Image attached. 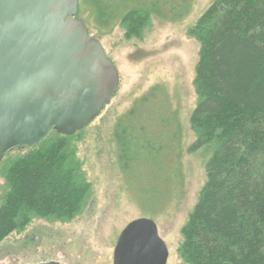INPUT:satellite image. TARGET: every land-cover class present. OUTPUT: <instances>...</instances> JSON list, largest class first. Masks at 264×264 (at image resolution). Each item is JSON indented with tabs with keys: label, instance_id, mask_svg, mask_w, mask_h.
Listing matches in <instances>:
<instances>
[{
	"label": "trees",
	"instance_id": "1",
	"mask_svg": "<svg viewBox=\"0 0 264 264\" xmlns=\"http://www.w3.org/2000/svg\"><path fill=\"white\" fill-rule=\"evenodd\" d=\"M197 2L79 0L77 17L90 33L121 27L136 38L153 19L183 21ZM189 32L200 52L190 117L196 140L188 152L209 144L214 152L180 254L188 264H264V0H215ZM181 120L155 86L115 124L120 171L150 209L185 194ZM80 132L53 131L10 163L0 243L34 217L71 220L82 211L91 185L72 143Z\"/></svg>",
	"mask_w": 264,
	"mask_h": 264
},
{
	"label": "rangeland",
	"instance_id": "2",
	"mask_svg": "<svg viewBox=\"0 0 264 264\" xmlns=\"http://www.w3.org/2000/svg\"><path fill=\"white\" fill-rule=\"evenodd\" d=\"M214 1L198 0L192 13L178 23L153 19L136 38H127L121 27L100 36L90 28L120 74L118 90L110 104L72 142L82 163L83 178L91 185L90 192L82 211L73 219L34 217L25 229L8 236L0 243V264H113L121 231L140 217L156 222L168 246L167 264H188L180 254L182 229L207 181L206 165L214 152V144L188 152L196 140L190 117L198 102L194 81L200 52L199 41L189 31ZM155 86L168 98L173 110H180L181 158L186 179L181 198L150 209L140 203L137 192L120 171L113 131L118 119ZM28 152L25 147L15 148L0 164V203L8 189L7 168Z\"/></svg>",
	"mask_w": 264,
	"mask_h": 264
},
{
	"label": "water",
	"instance_id": "3",
	"mask_svg": "<svg viewBox=\"0 0 264 264\" xmlns=\"http://www.w3.org/2000/svg\"><path fill=\"white\" fill-rule=\"evenodd\" d=\"M78 11L79 0H0V164L52 130L84 129L116 94L119 71ZM168 257L156 222L140 217L121 231L113 264H167Z\"/></svg>",
	"mask_w": 264,
	"mask_h": 264
}]
</instances>
